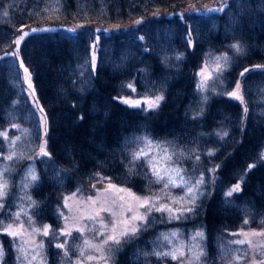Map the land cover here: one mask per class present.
<instances>
[{
	"label": "trees",
	"instance_id": "obj_1",
	"mask_svg": "<svg viewBox=\"0 0 264 264\" xmlns=\"http://www.w3.org/2000/svg\"><path fill=\"white\" fill-rule=\"evenodd\" d=\"M208 4L221 10L191 9ZM62 21L114 29L37 31L14 51L21 27ZM236 43L242 52L231 48ZM225 55L226 64L217 61ZM21 59L46 114L44 132L25 92ZM217 63L224 65L219 73ZM257 66H264V0H0V132L12 134L9 140L22 136L16 144L23 154L12 160L20 161L19 173L18 164H9L15 169L9 197H15L18 184L24 186L26 172L32 169L39 179L31 184L37 209L29 215L38 225L44 213L55 210L59 195L69 190L57 167H74L86 181L116 180L128 172L125 162H131L127 160L132 151L145 148L141 138L161 139L169 146L154 144L177 153L169 163L182 169L187 181L169 186V193L203 180L199 185L207 192L196 201L199 216L184 213L179 220L159 222L160 216L150 214L132 243H109L106 250L115 251L116 264H145L136 261L135 253L145 254L153 236L176 232L184 244L198 245L203 263H220L229 254L224 242L230 231L264 229V67ZM204 67L211 69L212 79L201 92L196 73ZM246 68L250 71L241 76ZM237 82L243 104L227 95ZM131 90H148V96L163 99L154 109L131 107L121 101ZM21 130L30 132L28 140ZM41 145L49 156L37 155ZM6 150L7 141L0 138V153ZM152 154L160 155L158 149ZM133 177L134 182L127 183L143 193L147 185L140 176ZM236 184L241 191L226 196ZM198 231L204 239L193 240ZM91 235L98 237L101 231ZM40 241L41 264L67 260L63 250L56 255L49 251V236L40 235ZM10 260L5 255L3 264H12Z\"/></svg>",
	"mask_w": 264,
	"mask_h": 264
},
{
	"label": "rangeland",
	"instance_id": "obj_2",
	"mask_svg": "<svg viewBox=\"0 0 264 264\" xmlns=\"http://www.w3.org/2000/svg\"><path fill=\"white\" fill-rule=\"evenodd\" d=\"M191 9L196 10L198 12H208V11H219L221 8L214 6L213 4H208L201 7L192 6ZM86 27H91L95 29L104 28L105 30L114 29L112 26L108 28L102 27L98 23L88 24V23H73L70 21H62L58 24H36L31 23L23 26L24 31H30V29H62L64 31H69L70 33H75L78 30L84 29ZM71 29H75V31H70ZM40 32V31H38ZM21 35L19 31L15 34L14 41ZM14 46V44H13ZM17 45L14 46V51L17 52ZM95 48L92 49L91 57L94 58ZM15 59V58H13ZM16 60V59H15ZM95 64H93L94 66ZM204 69V77H209L212 74V71L208 67L202 68ZM23 71V68H22ZM201 72V69L196 73L197 84L202 79L198 73ZM27 74L23 71V79L26 84V89L28 93V97L32 106L35 107L36 112L39 114V118L41 120L42 131H44L46 127V114L43 110L40 111L41 107L37 104L36 93L33 92V85L31 82V78L27 77ZM29 80L31 83V87L29 86ZM148 90H144L141 92H133L131 90L130 94L122 96L121 101H140V106H145L147 110V104L145 101L154 100L156 96L151 97L148 96ZM128 106H132L130 103H125ZM7 136H13L10 133H7ZM30 136V132L27 131V135L24 136L25 140H28ZM15 139V138H14ZM153 143L161 144L165 146H169L167 142L161 139H152ZM16 142H20V139ZM16 144V151H17ZM144 148V147H143ZM141 148L136 147L132 153L136 152ZM9 150L5 151V154L8 153ZM18 153V152H17ZM156 156L157 154H153ZM131 161V160H127ZM140 162L141 168L138 167V163ZM127 163V171L121 178L119 179H95L91 181H86L84 177H80L74 167H68L67 170H61L57 167V172H60L64 181L68 184L69 190L64 191L63 194L59 195V198L55 201L56 205L53 206L55 209L51 215L49 213L41 216L42 221L37 225L34 222V219L29 215V213H33L32 210L35 208L36 201L32 198L31 195V184L25 188H21V184H18L19 189L16 191L14 198L9 197V192L11 191L10 182H11V174L15 169L10 168L9 164H18L16 168V173H19L21 164L20 161H1L0 162V170L5 167L10 169L9 172L5 174V178L9 184V192L7 197L4 198L3 210H0V227L7 224H13V227H17L19 224H23L24 236L21 238H17L15 241L13 238L6 233L0 231L3 234V239H0V244H2L4 253L6 255V260H10L12 264H21V261L17 260V256L20 255L16 249L21 245V240L26 238L30 241L28 245H25L26 253L29 257L35 255L36 259L32 261V264H41L43 260V249L41 247H35V245H41L40 235L38 232H34L33 229L42 230L44 226H49V237L52 239L51 245H48L49 251L54 255L60 250L67 252L69 254L67 260L62 262V264H116V254L115 251L106 250V245L112 243L109 241L107 244L104 243L107 236L113 234V229L115 228V234L121 241L126 240V242L132 243V238H123L120 237V233L125 229V227H132L140 224V221H133L131 218L134 215H143L145 214V209L140 207V202L144 198H152L155 200L156 206H160L163 204H167L174 211L179 212L185 208L192 207L194 209L191 214H195L198 218L199 216V201L195 204L190 203L189 193L187 191L188 187H180L178 189H174L170 192V188H164L163 183H156L155 178L151 175L148 164L145 160L137 161L135 163L125 162ZM34 172L32 169H29L26 173ZM26 174V176H27ZM55 174V173H54ZM56 175V174H55ZM134 175L140 176L142 184L147 185L146 188H143V193H137L134 188L129 186L127 182L133 183L135 178ZM22 176V175H21ZM19 176V180L22 183L23 178ZM57 176V175H56ZM133 177V178H132ZM102 180L107 183V187L105 189L101 188L100 190H92L91 184L94 181ZM115 186V187H111ZM197 190L194 191L192 195L195 196V201L198 199L201 193H206L207 191H202L203 186L198 185ZM119 189H124L125 191H119ZM12 192V191H11ZM129 192L132 196L129 195ZM13 195V193H11ZM30 197V199H29ZM123 197V199H121ZM133 197H139L140 200L134 199ZM174 201H179V203H173ZM34 202V205H33ZM21 208L25 210L27 215L21 214L19 221H15L14 214L19 211ZM131 208V211H129ZM150 214H156L160 216L159 222L162 219H166L169 222L171 219V213L168 212H156L152 211ZM148 214V216L150 215ZM29 217L31 219H29ZM90 217L92 219H90ZM124 221H128L126 225ZM78 228H84L83 232H78ZM52 230V231H51ZM96 232L101 231V235L93 236V231ZM64 231H70L73 238L70 239V245L67 244L69 240V236L62 235ZM165 232L161 233L158 238L157 235L152 237L149 244L152 245L145 252V254H137L135 257L136 261H142L145 264H203L201 256L199 260H196L195 254L199 252L198 245L194 246L189 244L186 245L179 238V235L173 237L171 234L169 235V240H164ZM233 233L237 234H246V235H232ZM260 233H264V229L259 230H248L242 231L232 230L229 235L227 234V241L224 244L227 246L229 254L223 256L220 260V263L217 264H264V235H260ZM75 237H78L75 239ZM234 240H244V244H235L231 243ZM87 241L88 243H85ZM76 242V244H75ZM195 242V241H194ZM250 242V243H249ZM63 243L65 244L64 249L57 248L55 245ZM196 243V242H195ZM197 244V243H196ZM139 245L147 247L145 243H140ZM72 247L73 250L70 253L69 248ZM173 249H179L183 251V256H179L178 258L173 260L171 257H157L151 255L154 251H170ZM134 253V252H133ZM147 254V255H146ZM134 255V256H135ZM210 257V252L207 257ZM91 257V259H89ZM57 262H61V258H57ZM114 260V261H113ZM201 260V261H200ZM23 264H28V260H24ZM204 264H210V260Z\"/></svg>",
	"mask_w": 264,
	"mask_h": 264
},
{
	"label": "snow or ice",
	"instance_id": "obj_3",
	"mask_svg": "<svg viewBox=\"0 0 264 264\" xmlns=\"http://www.w3.org/2000/svg\"><path fill=\"white\" fill-rule=\"evenodd\" d=\"M4 15L6 16L7 12H5ZM18 31L21 33V35L14 41V43L17 45L21 44L30 33H34L37 31H49V29H30V31H24L23 28H20V29H18ZM70 31H75V29H71ZM92 47L95 48V45H93ZM231 48H233L237 53H240L243 50L239 43L231 45ZM11 55L15 56L16 54H15V52H13ZM216 59H217V61H219L220 59H223L225 61V64H226L228 58L225 55L223 57H217ZM19 66L21 68H23V71H24V73L27 74V77H30L31 73H30L28 67H26L24 65V62L22 59L19 61ZM257 67H264V66H257ZM223 68H224V65L217 63L215 70L217 73H219V72L223 71ZM249 71H250V69L246 68L244 70V72L240 73V75L244 76V74L249 72ZM198 75H200L202 77V79L197 84V90L203 92L208 88L207 80L212 79V77L211 76L204 77V69H201V72L198 73ZM29 86L31 87L30 80H29ZM127 87L131 88L132 85L129 84V85H127ZM33 92H34V89H33ZM227 95L229 97L235 99V100L240 101L242 104L244 103V98L241 94V85L239 82H237L233 91L227 93ZM162 99H163L162 96H156L154 100L145 101V103L147 104V108L148 109H154V108L158 107L159 102ZM124 102L130 103L134 107H139L141 104L140 101H135V102L124 101ZM40 111L42 112L43 109L41 108ZM244 111H245V113L247 112L246 106L244 108ZM17 127H18L17 125H15V124L13 125V128H17ZM21 131H22L23 135H27L26 130H21ZM223 135H227V133L225 132V133H223ZM0 138H3L4 141H7L8 148H9V151L6 155L3 153H0V159L12 161L13 159L21 158V156L23 154L17 153V151L15 150L16 149V141L19 140L20 137H16L15 139L9 140L8 136H7V131H3V132H0ZM141 139L145 144V148H141V149L137 150L136 152L130 154L132 163H135V162L141 161V160H145L148 164V168H149L151 175L155 178V182L156 183H163V187L165 189L168 188L169 186L179 187V186L187 184V181L184 179V176L182 175L183 170L178 168V167H172L171 164L169 163L173 160V156L177 155L176 152H169L168 147L156 145L153 143V141H151L147 137H143ZM39 147H40V151L37 153V155H44V156L50 155L46 151V148L44 145H41ZM156 149H158L159 153H160L158 158H157V156H154L152 154L153 150H156ZM209 155H211V153H209ZM261 158L264 159V153L261 154ZM197 159H199V158L197 157ZM251 167H254V165H249V169ZM9 171H10V169L8 167H5L2 170H0V210H3V208H4L3 200L5 197H7L8 192H9V184H8L7 179L5 178V174ZM38 179H39L38 176L34 172L30 171L27 174V176L25 177L24 187L27 188L30 184L35 183ZM201 183H203L202 179L196 181L194 185H192L191 187H188V189H187V191L189 193V197H190V203H192V204H195V196L192 194L194 193V191L197 190L196 186L201 184ZM111 187H115V186H111ZM119 191H125V190L119 189ZM239 191H241L240 184H236L226 193V196L230 197L233 195V193L239 192ZM129 195L132 196V194L130 192H129ZM133 198L140 200L139 197H133ZM29 199H30V197H29ZM121 199H123V197H121ZM173 203H179V201H174ZM33 205H34V202H33ZM139 206L143 207L145 209V214L134 215L131 219L133 221H140L141 223L136 225V226L125 227V229L120 233V237H123V238L135 237L136 234L141 230V228L147 225L148 214H150L152 211L161 212V213H164V212L171 213V216L169 218L170 219H177V220H179L181 218V216L184 215V213H191L194 211V209L192 207H188V208L183 209L182 211L176 212L172 208H170L167 204H163V205H160L157 207L155 200L152 198H144L140 202ZM129 211H131V208H129ZM21 214L27 215V213L25 212V210L23 208H21L19 211H17L14 214L15 221H19ZM29 219H31V218L29 217ZM90 219H92V218L90 217ZM124 223L127 225L128 221H124ZM245 223H247V221H245ZM0 231L11 236L14 241L17 238H21L24 236L23 224H19L15 228L13 227V224L3 225L2 227H0ZM33 231L38 232L39 234H42L44 236H48L49 235V226H47V225L44 226L42 230L33 229ZM77 231L83 232L84 228H78ZM61 234L65 235V236H70L71 232L70 231H64ZM171 235L173 237H175V236H177V233L173 232ZM232 235H246V234L233 233ZM260 235H264V233H260ZM197 238L204 239L203 232L198 231L192 237L193 240H196ZM163 239L170 241L169 236H164ZM109 241H111L112 243L117 244V245H119L121 243V239L118 238L117 235L115 234V228L113 229V234L107 236L104 243L107 244ZM29 243H30V241L27 240L26 238H24L21 240V245L18 246L16 249V251L20 254L17 256V260L21 261V264H23L24 260H28V264H32V261H34L36 259L35 255L29 257L26 253L25 245H28ZM85 243H88V242L85 241ZM231 243L244 244L245 241L244 240H234V241H231ZM41 246L42 245H35V247H41ZM55 246L57 248H60V249L65 248V244H63V243L57 244ZM178 253H179V256H183V254H184L182 250L173 249V250H170L167 252L154 251L153 253H151V255H154L157 257H171L173 260H175L178 258ZM65 255H67V252H65ZM203 255H204V252L199 251L195 254L194 258L196 260H199V258ZM4 256H5L4 249H3L2 244H0V264H3ZM89 259H91V257H89Z\"/></svg>",
	"mask_w": 264,
	"mask_h": 264
},
{
	"label": "water",
	"instance_id": "obj_4",
	"mask_svg": "<svg viewBox=\"0 0 264 264\" xmlns=\"http://www.w3.org/2000/svg\"><path fill=\"white\" fill-rule=\"evenodd\" d=\"M104 186L105 185L101 182L93 184V188H98V189L104 188Z\"/></svg>",
	"mask_w": 264,
	"mask_h": 264
}]
</instances>
